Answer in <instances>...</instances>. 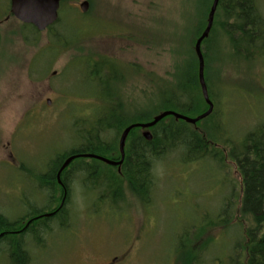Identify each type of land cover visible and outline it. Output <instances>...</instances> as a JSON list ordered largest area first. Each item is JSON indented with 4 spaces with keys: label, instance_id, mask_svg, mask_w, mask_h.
<instances>
[{
    "label": "rangeland",
    "instance_id": "rangeland-1",
    "mask_svg": "<svg viewBox=\"0 0 264 264\" xmlns=\"http://www.w3.org/2000/svg\"><path fill=\"white\" fill-rule=\"evenodd\" d=\"M76 1H62L55 29L40 32L7 19L10 0H0V212L10 220L24 216L29 204L43 208L51 198V209L59 205L57 177L51 197L41 177L58 153L78 144L79 125L89 126L105 99L127 111L172 85L175 65L193 49L213 0H90L86 13L73 7ZM257 2L264 13V0ZM57 32L68 41L33 66ZM221 32L218 25L222 49L210 46L209 64L217 114L196 126L217 157L184 163L171 154L153 167L149 202L123 183L117 205L84 185L75 162L69 223L53 219L43 242L28 241L30 264H94L115 255L118 264L247 263L252 219L242 213L243 178L230 148L264 130V52L249 60L237 56ZM100 81L110 83L103 93ZM0 249V264H12L7 248Z\"/></svg>",
    "mask_w": 264,
    "mask_h": 264
},
{
    "label": "trees",
    "instance_id": "trees-1",
    "mask_svg": "<svg viewBox=\"0 0 264 264\" xmlns=\"http://www.w3.org/2000/svg\"><path fill=\"white\" fill-rule=\"evenodd\" d=\"M210 6L207 8L208 13ZM206 11L202 13V20L198 24L196 39L207 24L208 13ZM220 12H223L225 17V21L221 24L219 23ZM58 23L59 20L48 30L51 32ZM218 25L222 28L221 34L224 36L225 33V36L228 37L234 54L237 56L249 60L256 54L264 52V13L260 10L257 0H220L213 27L202 46L205 58V79L209 96L214 103L213 112L203 120L214 118L217 114L218 93L212 85L213 73L210 72L209 64L212 58L210 46L212 48L215 46L214 49L217 47V50L220 51L222 49L220 44L218 45L219 40L215 38ZM25 27L37 30L32 25H25ZM65 41H68V38L64 33L57 32L53 35L48 48L37 56L33 66L38 63V59L53 53L57 44L65 43ZM193 44L195 45V42ZM90 71L92 72V68ZM94 75L100 79L99 72ZM173 81L171 86L165 84L155 93L149 92L150 94H147L145 99L132 103L133 108H128L127 111L121 102L115 99H105L102 110L91 120L90 125H79L76 133L78 144L68 151L58 153L51 161L49 170L41 177L40 181L41 183L43 181V187L50 193V197L55 192L54 179L57 172L69 156L93 153L118 160L120 159V135L128 125L150 121L164 110L174 109L182 114L195 117L208 109L209 106L203 97L199 81V62L194 46L189 51V55L181 63L178 62L175 65ZM109 84L108 81H105L99 85L102 93L106 91ZM83 121L85 122V119ZM201 121L193 125L184 120L176 119L174 116H167L150 128L153 135L151 140H147L143 136V129L134 128L128 135L125 159L121 166L102 163L103 161L94 158L79 157L63 171V185H70L71 173L78 170L83 174L81 179L87 188L101 190L102 193L99 195L101 201L109 198L115 205L119 204L120 198L123 196L122 185L125 183L128 189L141 201L149 202L155 183L153 167L156 162L175 153L184 163L196 162L208 156L217 157L210 149L205 134L196 127ZM214 127V130L217 131L221 128L219 126ZM230 156L235 160L243 178L242 213L247 218L252 219V224L248 229L249 241L246 264H264V130H254L247 133L238 148H230ZM86 159L101 162L108 170H100L96 163H85L83 160ZM75 162L78 163L76 168L69 172V168ZM61 189L62 197L63 188ZM68 197L66 204L69 201ZM50 201H52L51 198L47 200V206L43 208L29 204L26 214L16 220H10L0 212V234H2L0 235V247L7 248L12 264H30L32 255L27 246L28 241L33 240L36 243H41L45 240L46 232L52 230L51 218L45 219L42 224L35 223L40 218L37 217L39 214L44 213L46 209H51L48 205ZM62 212L63 216L58 220V223L65 227L69 222L68 208H64ZM28 218H31L28 220L31 222L28 226H24ZM18 230L20 234L17 237L12 231Z\"/></svg>",
    "mask_w": 264,
    "mask_h": 264
},
{
    "label": "water",
    "instance_id": "water-1",
    "mask_svg": "<svg viewBox=\"0 0 264 264\" xmlns=\"http://www.w3.org/2000/svg\"><path fill=\"white\" fill-rule=\"evenodd\" d=\"M62 0H10V12L17 20L25 25H32L38 31L42 32L47 30L50 26L54 25L59 18V8ZM220 0H213L208 13L207 24L203 29L200 36L196 39L194 49L199 62V81L202 89L203 97L208 104V109L198 116L191 117L175 110H164L153 117L152 120L147 122H136L128 125L122 131L119 139L120 159L114 160L105 156L93 154V153H80L69 156L64 160L57 172V181L63 185L62 173L63 171L79 157L94 158L103 161L109 165L121 166L125 159V147L129 133L134 128L143 129L142 134L147 140L152 139V132L150 128L159 123L167 116H174L176 119L184 120L190 124H196L197 122L208 117L214 110V103L209 96L208 86L205 79V58L203 53V42L209 36L214 24L215 14L219 6ZM89 7L87 0L81 2L80 8L82 12H86ZM56 74V72H54ZM51 99H48L47 103H51ZM66 195L63 197L60 208L64 205ZM55 211L46 213L44 216H51ZM31 221L27 223L26 226ZM2 235V234H0Z\"/></svg>",
    "mask_w": 264,
    "mask_h": 264
},
{
    "label": "flooded vegetation",
    "instance_id": "flooded-vegetation-1",
    "mask_svg": "<svg viewBox=\"0 0 264 264\" xmlns=\"http://www.w3.org/2000/svg\"><path fill=\"white\" fill-rule=\"evenodd\" d=\"M63 1V0H62ZM62 1H61V3H62ZM83 1H85V0H79V1H76V3H75V6H73V7H75L76 9H78V10H80L81 12H82V10H81V8H80V4H81V2H83ZM88 2H89V7H88V10L86 11V12H88L91 8H92V4H91V1L90 0H87ZM10 8H11V6H10ZM60 8H61V4H60ZM59 8V9H60ZM60 11V10H59ZM86 12H82V13H86ZM11 17H13V15H11V12L7 15V19H9V18H11ZM60 19V17L58 18V20ZM60 185V187L61 188H63V196H65L66 195V199H65V202H64V204H66V200H67V197H68V195H69V199H70V193H71V188H70V185H62V184H59ZM60 188V192H61V189ZM70 188V189H69ZM63 196H62V198H61V201H60V203H59V205H57V206H54L52 209H50V210H48V211H45L44 213H41V214H39L37 217H40V218H38L36 221H35V223L36 222H38V223H43V221L45 220V219H47V218H51V220H53V219H56L57 221L60 219V218H62V216H63V212H62V210H64V208H66L67 207V204H68V202H67V204L64 206H62L61 208H60V205H61V202H62V200H63ZM53 211H55V213L53 214V215H51V216H44L46 213H50V212H53ZM70 217V213H68V218ZM31 218H28L27 219V221H26V223L24 224V226H26V224H27V222H28V220H30ZM68 221H69V219H68ZM69 223V222H68ZM12 233L14 234H17V235H19L20 234V231L18 230V231H12ZM120 258L117 256V255H115V256H113L112 258H110V259H108V260H96V261H94V264H118L117 263V260H119ZM95 260V259H94Z\"/></svg>",
    "mask_w": 264,
    "mask_h": 264
}]
</instances>
